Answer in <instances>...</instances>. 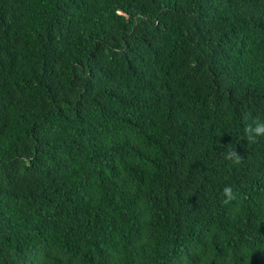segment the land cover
Instances as JSON below:
<instances>
[{
    "label": "trees",
    "instance_id": "trees-1",
    "mask_svg": "<svg viewBox=\"0 0 264 264\" xmlns=\"http://www.w3.org/2000/svg\"><path fill=\"white\" fill-rule=\"evenodd\" d=\"M254 117L264 0H0V264H264Z\"/></svg>",
    "mask_w": 264,
    "mask_h": 264
},
{
    "label": "clouds",
    "instance_id": "clouds-1",
    "mask_svg": "<svg viewBox=\"0 0 264 264\" xmlns=\"http://www.w3.org/2000/svg\"><path fill=\"white\" fill-rule=\"evenodd\" d=\"M244 135L247 143L256 144L260 140L264 139V119L260 117H254L250 122L245 124ZM225 160L230 162V166H239L243 163L244 157L237 153L235 147L227 149L222 153ZM223 200L222 203L225 206H233V210L238 212L239 206L235 203L238 201L239 193L233 185H225L222 190ZM199 257V264H221L219 259H215L213 254L209 250L197 253ZM231 259V254L225 255L224 264H228Z\"/></svg>",
    "mask_w": 264,
    "mask_h": 264
}]
</instances>
